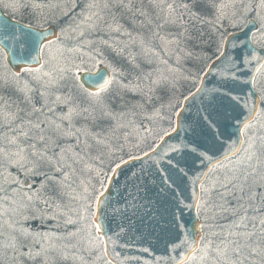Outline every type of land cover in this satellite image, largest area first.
Returning a JSON list of instances; mask_svg holds the SVG:
<instances>
[{
    "label": "rangeland",
    "instance_id": "374dc122",
    "mask_svg": "<svg viewBox=\"0 0 264 264\" xmlns=\"http://www.w3.org/2000/svg\"><path fill=\"white\" fill-rule=\"evenodd\" d=\"M27 2L29 8L22 10H18L19 5L16 0H0V6L6 14L23 23L37 27L56 25L59 35L55 40L46 43L42 49L44 67L31 72L25 70L23 74L12 72L6 63L4 53L0 50V76L10 82L9 86L0 82V97L3 98L0 104H6L13 111L16 109L19 98L11 86L15 85L31 91L36 106L43 108L39 114L41 119L46 115L52 116L59 123V118L67 116L73 106L88 107L89 112L95 109L98 115L101 108L112 102L114 109L112 117L120 126L114 129L107 122H85L82 118L74 121V126L67 120L64 121V126L72 127L78 136V140H71L68 143L76 148L82 159L75 166L76 172L66 181V195L53 200L51 189L46 190L50 203L53 206L59 203L60 209L49 211L42 216L43 218L37 215L22 221L28 230L47 234L38 246H32L29 241V250L33 255L41 252L42 248L52 245H55L56 249L47 255L42 253L36 259H30L27 252L9 251L7 257L3 259V264H110L104 256L103 240L93 228L95 203L91 185L100 188L96 172L106 173L107 181L117 163L148 151L145 141L155 146L161 136L174 127V120V124L170 125L166 119L164 120L163 113L158 117H152L151 111L157 104H164L175 117L184 96L193 91L208 63L219 54L216 51V41L225 38L228 32L243 27L249 17H254L260 24L258 31L253 34L252 41L264 49V23L260 20L264 12L260 8V0H245L246 3L251 4L252 11L248 13L244 23L232 27L228 21H225L221 27L202 20H190L188 27L192 35L198 38L187 39L183 27L172 29L167 25L159 26L161 22L153 18L151 0H123L124 5L131 4V11L126 7H117L115 3L110 9L98 7L89 11L87 5L90 0H27ZM184 2L187 0H165L166 4H173L178 9ZM37 4L42 7L33 11V6ZM91 12L99 13L104 17L100 27L95 30L90 29L88 25L96 22V18L91 21L86 19V15ZM164 14L166 13H162ZM185 19H188L186 14ZM117 28L120 30L117 31ZM81 32H84L83 36ZM162 37L165 39L162 40ZM222 48L221 45L220 51ZM145 59H150L152 63H145ZM137 63L141 65L139 69L133 67ZM99 65L107 66L113 73L111 85L107 91L88 92L77 77L81 71L93 70ZM148 74H151L150 78ZM137 76L141 77L139 81ZM35 77L40 79L37 80ZM256 78L264 82V76L258 73ZM158 80L167 82L169 95H165L161 89L149 92L150 87H156L155 82ZM135 83H139L143 89L142 97H137L134 93L122 92L123 88ZM261 86L264 84L254 85L260 97ZM42 93L45 94L44 98L41 97ZM96 95L101 100L99 105L93 99ZM56 97H60L61 100L56 102ZM141 98L143 107H133ZM170 99L171 104H176L177 99L180 104L172 107L169 103ZM49 107L53 110L51 113L48 112ZM259 107L264 108V100L261 99ZM161 118L163 120H160ZM254 132L253 151L256 152V157L251 161L248 171L253 173L254 178H258L260 174H264V154L260 151L264 129L257 126ZM0 134L11 136L13 132L8 127H4L0 129ZM15 134L18 135L19 130ZM233 159L235 160V157ZM223 162L228 163L227 160ZM229 167L231 168L232 165ZM227 175H229L227 169L214 174L221 183L216 185V191L213 192L208 204L209 209L214 204H224L228 207L229 201L233 200L230 194L231 187L221 186L226 183ZM104 178L102 175L101 179ZM45 179L43 175L26 174V170L16 167L0 168V199L13 196L18 188L14 180L20 181V186L26 191L36 192L45 183ZM86 187L89 188L87 194L84 191ZM85 195L88 196L87 199H84ZM198 204V215L208 225L205 230L203 229L208 230L204 243L209 240L219 243V238L213 236V233H217L214 231L217 226L214 219L216 213L222 211L217 209L216 212H212L202 208L200 199ZM89 205L91 210H88ZM40 207L47 208L48 205L41 204ZM262 216L264 213L255 216L257 231L252 237L253 242L259 240L261 232L264 231V226L259 224ZM8 219L10 217H3L0 219V224ZM69 220L77 221L78 227H71L72 223H69ZM64 221H66L65 227H63ZM5 230L11 232L7 227ZM7 239V235L0 236V243ZM253 255L257 254L253 253ZM259 256L261 258L258 264H264V256ZM185 264H200V262L188 260Z\"/></svg>",
    "mask_w": 264,
    "mask_h": 264
},
{
    "label": "snow or ice",
    "instance_id": "6c2138e0",
    "mask_svg": "<svg viewBox=\"0 0 264 264\" xmlns=\"http://www.w3.org/2000/svg\"><path fill=\"white\" fill-rule=\"evenodd\" d=\"M19 5L18 10L28 9L29 3L27 0H16ZM113 3L117 7H126L131 11V4L124 5L123 0H90L87 5V9L102 7L104 9H110ZM153 9V18L160 21V27L165 25L172 29H176L178 26L183 27L187 39H194V37L188 27L190 20H202L212 25L223 26L225 21H228L232 27H238L245 22V18L248 13L252 11L250 3H246L245 0H187L182 3L179 9L173 4H166L165 0H151ZM41 5H34L33 11L41 8ZM260 8L264 12V0H260ZM162 13H166L162 15ZM178 13L177 15H173ZM185 14L188 19H185ZM143 15V13H141ZM96 18V22L90 23L88 27L95 30L100 27L104 17L99 13L91 12L86 15V19L91 21ZM261 23H264V15L260 16ZM106 23V22H105ZM111 27V25H108ZM117 31L120 29L117 28ZM84 32H81V36ZM162 40L165 38H161ZM22 46L33 45L40 51L44 47L42 40L38 37H33L30 33L24 34L19 40ZM224 43L223 39L216 41V51L219 52V56L223 57L224 53L220 51L221 45ZM37 63H40L41 57L37 55L34 57ZM135 60V57L133 58ZM255 59V57H254ZM264 59V57L260 58ZM145 63L151 64L150 59H145ZM231 67L228 69V75H222V83L220 85L223 92L217 89V95L228 97L230 95L228 88L230 82L237 80V76L234 74L239 70V65L235 59L230 62ZM241 63H250L249 60L242 59ZM44 65L41 64V68ZM133 67L139 69L140 64H134ZM25 71H33V69H25ZM38 71V70H36ZM257 73L264 76V63H261L256 69ZM49 75V73H45ZM151 74H148L150 78ZM39 80V77H35ZM103 74L97 76V80H103ZM141 79L137 76V81ZM0 82L5 86H9L10 82L0 76ZM106 84L110 85V81H106ZM254 85L264 84L261 80L254 78L252 80ZM156 87L149 88V92H155L157 89L163 90L165 95H169V88L167 82L164 80H158L155 82ZM15 93L19 98V103L16 105V109L10 110L6 104H0V129L8 127L13 135L0 134V168L7 169L9 167H16L26 170V174H40L43 175L45 183L41 185L40 189L36 192L26 191L20 186V181L14 180L13 182L18 185V188L14 192L12 197L5 196L0 199V219L3 217H10L8 220H4L0 224V236L7 235L8 239L5 242L0 243V264H3V259L7 257L9 251L15 252H27L30 259H36L42 253L47 255L51 251H55L56 246L52 245L48 248H42L41 252H37L35 255L29 250V241L32 246H38L40 241L45 239L47 234L32 232L24 227L22 221L27 220L30 216H43L49 211L59 210L61 205L55 203L53 206L50 203V198L46 195V190L51 189L53 196L51 199L55 200L58 197L66 195L65 186L66 181L76 172V165L80 162L82 157L76 148L72 147L68 141L78 140V136L73 131L72 127L64 126V121H68L69 124H73L74 121H78L81 118L85 122H107L114 129L119 127V123L113 120L112 102L107 103L105 108H101L97 115L95 109L89 112L88 107L81 108L76 105L73 106L72 111L64 117L57 119L52 116H47L43 119L39 114L43 111L42 107H37L30 90L16 87L11 85ZM107 88H102L101 91H107ZM197 92L201 91L200 88L196 89ZM261 92V99L264 100V86L259 88ZM122 92L134 93L137 97H142L143 89H141L139 83H135L131 86H127L122 89ZM192 95H195L193 93ZM41 97L44 98L45 94L42 93ZM3 98L0 97V100ZM95 103L99 105L101 103L98 95L93 96ZM185 100L189 99L188 96L184 97ZM61 100L60 97H56V102ZM170 106L177 107L180 101L177 99L176 104ZM133 107H143V99L137 101V104ZM235 110V109H234ZM53 110L48 108V112ZM243 113L236 115L233 119L236 121L241 120ZM218 118H223V114L217 112ZM201 119L206 122L207 129L210 130L214 125L218 124L219 119L211 120L209 115H201ZM15 125V127H13ZM264 129V108L259 110L255 109L253 105V112L250 116L245 117L238 126V131L241 133V139H239L234 148H231L230 155H225V160L228 161L225 164L223 161L213 162V167L209 170V173L205 174V177L199 183V197L201 200L202 208L209 211L216 212L219 209L222 212H231V215L235 219L231 222L229 230L225 233H213V236L219 238V243L213 240H209L204 243V237L199 236L198 243H194L192 249L189 250L188 260L199 261L200 264H242V260L247 258V255L253 253L264 256V231L261 232L259 240L253 242L252 237L256 235V217L249 215V210L254 209L257 212L264 213V174H260L258 178H254L253 173L248 171L251 167V161L256 157L254 129ZM188 130L193 133V136L201 135L207 136L208 132L205 129H201L200 133H197V126L189 123ZM19 130V134H15ZM79 131V130H77ZM251 141V142H250ZM260 151L264 154V137H261ZM78 147V146H77ZM91 147V146H88ZM200 145L196 139L189 138L184 145L183 151L189 154L195 153L197 158L203 159L206 154L199 152ZM174 151H181V149H174ZM243 154V155H242ZM235 157V160L233 159ZM179 161H177V171H180ZM232 165L230 168L229 166ZM116 167L120 165L117 163ZM222 169L229 170V175L226 176V183L221 184L223 187H231V196L233 200L229 201V206L225 207L224 204H214L209 209L208 204L211 200L212 194L216 191V185L221 183L219 178L214 177V174ZM104 179H101V176ZM107 174L101 171L96 172L97 182L100 184V188H95L91 185L94 193L93 200L99 209L101 201L103 200L107 189L104 188ZM85 193H89V188H85ZM207 197L208 199H204ZM88 196L85 195L84 199ZM41 204L48 205L47 208L40 207ZM88 210H91V205L88 206ZM19 217V219H14ZM69 223L74 221L69 220ZM259 224L264 226V216L259 220ZM11 229V232H6L5 228ZM205 227L204 224L200 225L201 230ZM93 228L98 233H103V226L97 222H93ZM249 228L252 230L250 231Z\"/></svg>",
    "mask_w": 264,
    "mask_h": 264
},
{
    "label": "water",
    "instance_id": "95a60500",
    "mask_svg": "<svg viewBox=\"0 0 264 264\" xmlns=\"http://www.w3.org/2000/svg\"><path fill=\"white\" fill-rule=\"evenodd\" d=\"M243 25L225 35L221 49L224 56L218 54L208 63L197 86L186 95L189 99H182L174 127L151 149L125 158L118 163L119 168L115 165L111 170L104 185L107 192L99 209L94 205L92 217L103 226V233L96 234L103 240L104 256L110 264H185L189 250L198 243L197 234L203 236L197 211L198 181L209 173L213 162L224 161L225 155L231 154L229 150L242 138L238 126L252 114L253 105L260 109L261 97L252 83L256 69L264 63L260 59L264 57V49L252 41L260 24L249 17ZM28 33L42 40L44 47L59 35L56 25L37 27L23 23L0 6V50L8 67L17 74L27 68H41L43 64L42 50L19 42ZM37 55L41 57L40 63L34 59ZM233 59L239 65L234 73L238 78L230 82L228 97L218 96L217 89L224 91L220 88L222 75L229 74V62ZM242 59L250 63H241ZM100 74L103 80H97ZM112 74L107 66L99 65L81 71L77 79L86 91L96 93L111 85L105 82L112 81ZM197 88L201 91L197 92ZM218 111L223 118L217 117ZM240 113H243L241 120H234ZM202 114L209 115L211 120L219 119L218 124L208 130ZM189 123L197 126V133L207 130V136L194 137L187 128ZM189 138L196 139L198 151L205 153V158L183 151Z\"/></svg>",
    "mask_w": 264,
    "mask_h": 264
},
{
    "label": "trees",
    "instance_id": "16d2710c",
    "mask_svg": "<svg viewBox=\"0 0 264 264\" xmlns=\"http://www.w3.org/2000/svg\"><path fill=\"white\" fill-rule=\"evenodd\" d=\"M24 73V70L20 73V74H23ZM151 113L153 114L152 117L156 116L158 117L160 115V113H163L162 116L164 117V120L166 119V121L168 123H170V125L174 124L173 122V118H174V113L173 112H169V110L166 109L165 105L164 104H157L155 106V109L153 111H151ZM140 115V113H138ZM138 115V117H139ZM160 120H163V118H161ZM145 144H147V149H151L153 146L151 144H149L148 142H144ZM41 179H38V181H40ZM259 214H261V212H257L255 211L254 209H250L249 210V215L250 216H258ZM202 216V215H201ZM201 221H202V224L205 225L204 227V230L208 227V225L205 223V220L202 219L200 217ZM235 219V217H233L231 215V213L228 211V212H217L216 215H215V224H217V226L214 228V231L217 232V233H225L229 230V226L231 224V222ZM89 220V218H87V221ZM81 222V221H80ZM67 226V225H66ZM68 226L70 227V224L68 223ZM78 227V222L75 221L74 223L71 224V227ZM75 230V229H74ZM203 230V234L205 235L204 238L206 237V234H207V231H204ZM257 231V230H255ZM205 242V241H204ZM260 256L259 255H247V258L246 259H243L242 260V264H258V261L260 260Z\"/></svg>",
    "mask_w": 264,
    "mask_h": 264
},
{
    "label": "flooded vegetation",
    "instance_id": "af4514ba",
    "mask_svg": "<svg viewBox=\"0 0 264 264\" xmlns=\"http://www.w3.org/2000/svg\"><path fill=\"white\" fill-rule=\"evenodd\" d=\"M21 73V72H20ZM19 73V74H20ZM40 218H43L42 216H40ZM58 224H60V226H61V223L59 222ZM66 224V221H64V223H63V227H65L64 225ZM37 226H38V224H37Z\"/></svg>",
    "mask_w": 264,
    "mask_h": 264
}]
</instances>
